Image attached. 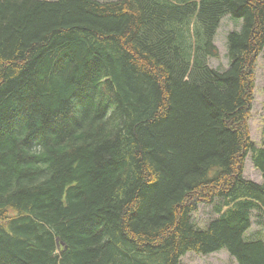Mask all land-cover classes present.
<instances>
[{
  "label": "trees",
  "instance_id": "obj_1",
  "mask_svg": "<svg viewBox=\"0 0 264 264\" xmlns=\"http://www.w3.org/2000/svg\"><path fill=\"white\" fill-rule=\"evenodd\" d=\"M261 55L264 0H0V264H264Z\"/></svg>",
  "mask_w": 264,
  "mask_h": 264
},
{
  "label": "rangeland",
  "instance_id": "obj_2",
  "mask_svg": "<svg viewBox=\"0 0 264 264\" xmlns=\"http://www.w3.org/2000/svg\"><path fill=\"white\" fill-rule=\"evenodd\" d=\"M242 20L234 19L229 14L225 15L216 32L214 43L218 47L219 55L209 58L212 67L225 69L228 67V43L227 36L232 30L240 29ZM251 138L260 144L264 129V60L262 55L258 58L255 72V92L251 115L249 118ZM244 176L257 182L263 177L261 171L255 167L251 153L245 159ZM217 216L211 204H200L198 210L193 214L194 220L200 227H204L213 217ZM260 230L264 236V220L257 222L256 213L253 215V223L250 232ZM182 264H237L226 250H220L208 255L188 252L182 257Z\"/></svg>",
  "mask_w": 264,
  "mask_h": 264
}]
</instances>
